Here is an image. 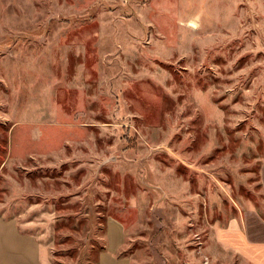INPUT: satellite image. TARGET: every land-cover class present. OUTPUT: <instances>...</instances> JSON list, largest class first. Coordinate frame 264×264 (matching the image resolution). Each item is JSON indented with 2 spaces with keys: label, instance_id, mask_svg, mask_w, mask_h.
Listing matches in <instances>:
<instances>
[{
  "label": "rangeland",
  "instance_id": "374dc122",
  "mask_svg": "<svg viewBox=\"0 0 264 264\" xmlns=\"http://www.w3.org/2000/svg\"><path fill=\"white\" fill-rule=\"evenodd\" d=\"M0 216L37 264H252L264 0H0Z\"/></svg>",
  "mask_w": 264,
  "mask_h": 264
},
{
  "label": "crops",
  "instance_id": "0c3cea01",
  "mask_svg": "<svg viewBox=\"0 0 264 264\" xmlns=\"http://www.w3.org/2000/svg\"><path fill=\"white\" fill-rule=\"evenodd\" d=\"M18 225L15 218L0 216V264H28L27 260H30L31 264H37L36 259L32 257L31 260L29 256L36 251L37 242L31 234L22 233ZM120 225L116 221L111 223L109 228L111 231H117L121 229ZM219 237L234 246L238 253L252 264H264V238L256 236L249 225L221 229ZM119 245L116 242H110V251H115ZM100 264H130V260L128 257L118 258L111 252H103Z\"/></svg>",
  "mask_w": 264,
  "mask_h": 264
}]
</instances>
